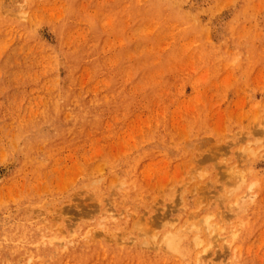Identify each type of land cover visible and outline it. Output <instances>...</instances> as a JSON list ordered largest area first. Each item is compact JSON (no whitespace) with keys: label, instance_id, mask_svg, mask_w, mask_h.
Wrapping results in <instances>:
<instances>
[{"label":"rangeland","instance_id":"obj_1","mask_svg":"<svg viewBox=\"0 0 264 264\" xmlns=\"http://www.w3.org/2000/svg\"><path fill=\"white\" fill-rule=\"evenodd\" d=\"M0 264H264V0H0Z\"/></svg>","mask_w":264,"mask_h":264},{"label":"bare ground","instance_id":"obj_2","mask_svg":"<svg viewBox=\"0 0 264 264\" xmlns=\"http://www.w3.org/2000/svg\"><path fill=\"white\" fill-rule=\"evenodd\" d=\"M157 3V2H156ZM3 14V13H2ZM10 16V15H9ZM11 16H13V15H11ZM15 16V15H14ZM85 210V209H84ZM86 211V210H85ZM90 215V214H89ZM108 219V218H107ZM102 220H103V218H102ZM15 232L16 231H13V233H11V238H15V237H17V235H15ZM19 232V231H18ZM14 235H15V237H14ZM92 235V234H91ZM88 236V235H87ZM84 237V236H83ZM164 237H166L161 243L163 244V246H165L166 248H167V250H171V251H173L175 248H176V242H178V236L175 234V233H167L166 234V236H164ZM91 238H93V237H91ZM123 238H124V236H123ZM83 239V238H82ZM90 239V238H89ZM6 240H8V239H6ZM129 240H131V239H129ZM10 241V240H9ZM15 243V242H14ZM165 248V249H166ZM156 249V248H155Z\"/></svg>","mask_w":264,"mask_h":264}]
</instances>
